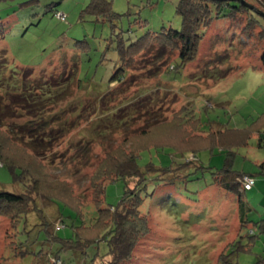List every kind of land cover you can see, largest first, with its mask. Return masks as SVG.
I'll use <instances>...</instances> for the list:
<instances>
[{
	"label": "rangeland",
	"instance_id": "374dc122",
	"mask_svg": "<svg viewBox=\"0 0 264 264\" xmlns=\"http://www.w3.org/2000/svg\"><path fill=\"white\" fill-rule=\"evenodd\" d=\"M33 1L0 0V18L6 27L0 51L6 53L10 70H33L34 79L77 72L80 85L71 83L66 98L48 113L59 120L47 129L64 132H59L45 157L34 153L31 135L19 128L32 120L29 115L15 114L0 127L1 138L11 139L25 151L21 164L35 161L42 171L35 196L44 200L36 201L30 213L19 215L16 227L11 219L15 210L3 206L0 264H60L53 258L63 264H89L96 249L86 250L87 257L76 251L79 232L101 224L94 193L115 174L117 155L137 153L146 144L142 131L165 122L150 142L183 132L181 147L150 145L140 151L139 166L177 168L186 162L189 166L174 176L181 178L175 185H148L140 211L146 215L149 234L124 264H264L260 168L264 164V18L249 11L231 16L241 0H217L224 6L217 10L210 4L212 22L200 31L193 62L181 66L174 46L160 47L162 61L156 58L159 47L154 46L136 58L125 82L115 86L110 79L116 44L109 46L108 24L84 13L92 0L30 4ZM110 1L113 11L122 15L120 29L128 44L148 33L182 30L183 19L176 12L180 0ZM246 2L264 10L258 0ZM56 11L67 16L66 22L55 16ZM188 127L195 133L184 129ZM0 162V193H25L28 184L21 179V170L13 173L4 164L7 161ZM242 174L254 179L252 191L242 194L224 188V180L234 182ZM218 175L225 177L223 182L216 181ZM15 177L21 180L16 182ZM127 186L132 187V182L107 183L104 204L98 199L101 207H117ZM47 195L76 199L78 210L61 200L48 203ZM241 217L254 225L243 226ZM60 221L63 226L58 229ZM88 232L85 229L83 234ZM86 237L99 242L101 257L107 253L106 229ZM60 240L68 241L75 252L63 251Z\"/></svg>",
	"mask_w": 264,
	"mask_h": 264
},
{
	"label": "trees",
	"instance_id": "16d2710c",
	"mask_svg": "<svg viewBox=\"0 0 264 264\" xmlns=\"http://www.w3.org/2000/svg\"><path fill=\"white\" fill-rule=\"evenodd\" d=\"M261 7L264 9V0H258ZM36 3L37 0H34L30 4ZM29 3H26L28 5ZM210 4H214L217 7V10H221L224 6L222 2L217 0H180L179 4L176 7V12L183 19V25L181 31L165 30L160 34H151L148 33L142 38L130 42L129 44L124 40V32L120 29V23L122 20V15L115 13L112 8V3L110 0H92L89 6L86 8L84 13L88 16L97 18L98 22L108 24L111 29V38L110 45L112 43L116 44L115 51L117 53V60L115 62L113 76L110 79L111 85H118L123 82L128 77L129 71L133 70L136 67V58L144 51L153 50L154 46H158L159 51L158 56L163 61L164 52L160 51V47L166 48L167 46H174V49L179 50V59L181 66H185L190 62H193L198 53L199 45L201 42L200 31L202 29L208 28L212 22ZM52 6L51 10H53ZM261 10V9H259ZM264 11V10H261ZM249 11H253L243 7L241 4L234 8L233 14H236ZM239 12V13H238ZM62 14L56 11V17ZM65 15V14H63ZM254 19V17L252 16ZM66 22L67 16L65 15ZM255 20V19H254ZM256 22V21H255ZM258 23V22H256ZM6 37V27L0 18V41H3ZM143 54H146L145 52ZM160 59L158 62L160 63ZM264 61V56H263ZM10 61L5 52L0 51V127L5 126V121L12 120L17 114L16 117L28 116L31 117V121L24 126L19 127L21 131H27L31 135V142L34 146V153L38 157H45L48 153L47 148L52 145V142L56 141L61 131H54L53 129L48 130L47 128L52 122H57L59 117H49L48 113L53 108L62 102V98H66L68 86L77 81L78 86L80 85L77 80V72H72L70 74H63L62 76H55L50 79L42 78H33L34 72L30 69H20L13 71L10 70ZM158 64V63H157ZM9 74V75H8ZM39 79V80H38ZM22 82V88L18 87V82ZM68 83V85H66ZM18 110L17 112L14 111ZM13 112V113H12ZM51 112V111H50ZM13 116H10V114ZM22 114V115H21ZM50 114V113H49ZM160 126L167 125V122L159 124ZM160 126H155L149 132L143 130V136L145 135L143 141L146 142L145 145L139 148L137 153H127L121 151L117 156L119 157L116 160L118 165L115 167V174L112 177L106 179L107 183L115 182L117 180H125L132 182V187L127 186L125 195L123 196L121 202L117 207L104 208L101 207V202L98 199H103V204L106 197L105 183L101 186L100 191L93 197V202L99 207V213L101 218V224L98 225V228H85L89 229L91 233L98 229L107 230V253L101 257L100 249L98 248L99 242L96 243L95 236L90 239L86 237L87 234H83V231L79 232V241L78 248L76 253H82L84 256H88L85 252L90 248H95L97 252L91 256L89 264H98V262H104L108 259L109 264H124L130 260L132 253L135 248L138 246L139 242L149 234V224L145 217L140 211V207L144 202L143 193L147 191L149 184H160L163 186H172L175 185L177 181L181 180L174 177L177 176V172H185V168L189 166V163L186 165L179 166L177 168H163L158 165L149 164L145 169H142L138 164V158L140 151L144 148H148L150 145H169L174 148L181 147V141H183L182 135L177 136L176 133L171 132L170 138L167 140H160L158 143H152L151 136L154 131ZM189 130L190 133H195L194 128H184ZM192 129V130H191ZM35 138V139H34ZM33 140V141H32ZM263 136L261 135V141ZM1 151H0V160H5L4 164L8 165L12 172L14 173L17 169L21 170L23 173V179L27 182L28 186L25 193L14 194L10 192H1L0 193V216H5L4 207H12L14 215L11 217L13 222H16L19 218V215L22 213H30L31 207L35 205L36 201H44L41 197H36L35 194L40 190L39 175L42 174L41 170L35 167V161L28 165L21 164L22 157L25 154V151L18 149V146L14 145V142L11 139L1 138ZM143 143V144H144ZM0 166L2 163L0 162ZM262 172L264 173V164L260 166ZM246 174H242L245 176ZM241 177V175H239ZM50 177V174H49ZM178 177V176H177ZM219 177V178H218ZM19 177H15V181L18 182L21 180ZM219 179V180H218ZM221 177L218 175L216 181L219 183ZM242 179V178H240ZM240 179L236 177L234 182H227L224 180V188L227 190H232L240 192L242 194L246 193L242 187ZM221 180V182H223ZM110 181V182H109ZM48 203L51 199L61 200L57 196L47 195ZM64 198L63 203L69 207L78 210L77 200H72L71 198ZM74 199V198H73ZM72 200V201H71ZM4 206V207H3ZM248 217V216H247ZM242 225L248 226L254 223L250 222L246 218H242ZM63 222L60 221V227ZM14 227V228H15ZM264 232V226H262ZM50 234V233H49ZM253 237V236H252ZM62 242L63 251H74L75 248L65 240H60ZM100 241V240H99ZM104 241V240H102ZM55 261L63 262L60 259H52ZM264 262V260H263ZM54 264V261H52ZM86 264V262H85Z\"/></svg>",
	"mask_w": 264,
	"mask_h": 264
},
{
	"label": "built area",
	"instance_id": "2783aa9c",
	"mask_svg": "<svg viewBox=\"0 0 264 264\" xmlns=\"http://www.w3.org/2000/svg\"><path fill=\"white\" fill-rule=\"evenodd\" d=\"M58 18H60L61 20H65V15L59 14ZM240 182L245 192L252 191L253 187L255 186V181L250 176H244L242 179H240Z\"/></svg>",
	"mask_w": 264,
	"mask_h": 264
},
{
	"label": "water",
	"instance_id": "95a60500",
	"mask_svg": "<svg viewBox=\"0 0 264 264\" xmlns=\"http://www.w3.org/2000/svg\"><path fill=\"white\" fill-rule=\"evenodd\" d=\"M240 4H241L243 7H245V8H247V9L253 11V12L256 13V14L261 15V16L264 18V13H262V12H258V9H257L256 7H254V6L250 5V4H248V3L246 2V0H241V1H240Z\"/></svg>",
	"mask_w": 264,
	"mask_h": 264
}]
</instances>
